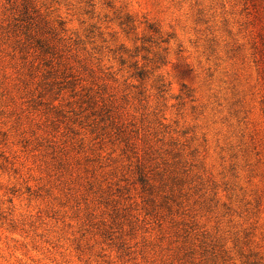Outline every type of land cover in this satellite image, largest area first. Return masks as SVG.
<instances>
[{"label":"rangeland","instance_id":"obj_1","mask_svg":"<svg viewBox=\"0 0 264 264\" xmlns=\"http://www.w3.org/2000/svg\"><path fill=\"white\" fill-rule=\"evenodd\" d=\"M0 264H264V0H0Z\"/></svg>","mask_w":264,"mask_h":264},{"label":"trees","instance_id":"obj_2","mask_svg":"<svg viewBox=\"0 0 264 264\" xmlns=\"http://www.w3.org/2000/svg\"><path fill=\"white\" fill-rule=\"evenodd\" d=\"M25 13H26V15H30L28 12H25ZM28 18H29L28 21H37V20H34V17H32V16H31V17L28 16ZM30 19H31V20H30ZM44 45H45V44H44Z\"/></svg>","mask_w":264,"mask_h":264}]
</instances>
